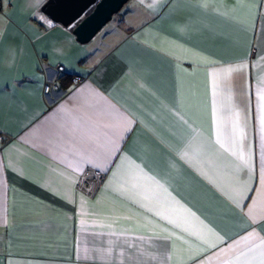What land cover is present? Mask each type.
<instances>
[{
	"label": "crops",
	"instance_id": "0c3cea01",
	"mask_svg": "<svg viewBox=\"0 0 264 264\" xmlns=\"http://www.w3.org/2000/svg\"><path fill=\"white\" fill-rule=\"evenodd\" d=\"M128 4L83 43L0 0V264H260L264 0Z\"/></svg>",
	"mask_w": 264,
	"mask_h": 264
},
{
	"label": "water",
	"instance_id": "95a60500",
	"mask_svg": "<svg viewBox=\"0 0 264 264\" xmlns=\"http://www.w3.org/2000/svg\"><path fill=\"white\" fill-rule=\"evenodd\" d=\"M128 0H49L52 18L73 25V33L83 43L90 41Z\"/></svg>",
	"mask_w": 264,
	"mask_h": 264
},
{
	"label": "built area",
	"instance_id": "2783aa9c",
	"mask_svg": "<svg viewBox=\"0 0 264 264\" xmlns=\"http://www.w3.org/2000/svg\"><path fill=\"white\" fill-rule=\"evenodd\" d=\"M55 71H63L65 69L63 64H59L54 67H46L45 68V73H46V80L44 83L43 91L47 96H51L55 93V91H58L60 89L59 82L57 80V74L55 72V75L52 77L51 73L53 70ZM84 75L83 74H75L71 76V83L72 84H79L84 80ZM6 135L3 131L0 130V145L6 140Z\"/></svg>",
	"mask_w": 264,
	"mask_h": 264
},
{
	"label": "rangeland",
	"instance_id": "374dc122",
	"mask_svg": "<svg viewBox=\"0 0 264 264\" xmlns=\"http://www.w3.org/2000/svg\"><path fill=\"white\" fill-rule=\"evenodd\" d=\"M128 5L127 1L118 12L114 13L112 19L101 28L97 35H101L102 37L104 34L113 31L117 26H119L123 22L125 14L128 11Z\"/></svg>",
	"mask_w": 264,
	"mask_h": 264
},
{
	"label": "snow or ice",
	"instance_id": "6c2138e0",
	"mask_svg": "<svg viewBox=\"0 0 264 264\" xmlns=\"http://www.w3.org/2000/svg\"><path fill=\"white\" fill-rule=\"evenodd\" d=\"M134 180H135V176H133V181H134ZM132 187H133V188L136 187L135 183H133ZM146 199H148V198L146 197ZM157 206H158V208H160V209H162V210H164V211H166V212H172V211H174V209L171 207V205H167V202L160 203V202L157 200ZM242 255H243V254H242ZM260 264H264V253H261V262H260Z\"/></svg>",
	"mask_w": 264,
	"mask_h": 264
}]
</instances>
